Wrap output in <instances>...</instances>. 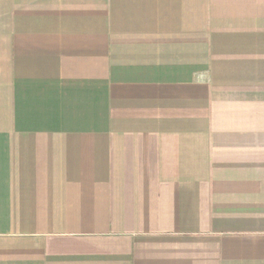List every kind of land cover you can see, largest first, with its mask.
I'll list each match as a JSON object with an SVG mask.
<instances>
[{
	"label": "crops",
	"instance_id": "crops-1",
	"mask_svg": "<svg viewBox=\"0 0 264 264\" xmlns=\"http://www.w3.org/2000/svg\"><path fill=\"white\" fill-rule=\"evenodd\" d=\"M0 264H264V0H0Z\"/></svg>",
	"mask_w": 264,
	"mask_h": 264
}]
</instances>
